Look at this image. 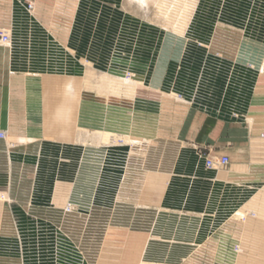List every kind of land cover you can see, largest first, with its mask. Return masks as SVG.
Returning a JSON list of instances; mask_svg holds the SVG:
<instances>
[{
    "label": "rangeland",
    "instance_id": "374dc122",
    "mask_svg": "<svg viewBox=\"0 0 264 264\" xmlns=\"http://www.w3.org/2000/svg\"><path fill=\"white\" fill-rule=\"evenodd\" d=\"M0 53V99L8 77L43 103L36 137L0 127V264H264L250 195L206 211V185L167 177L205 165L178 132L207 110L255 114L264 166V0H196L182 33L135 0H0Z\"/></svg>",
    "mask_w": 264,
    "mask_h": 264
},
{
    "label": "crops",
    "instance_id": "0c3cea01",
    "mask_svg": "<svg viewBox=\"0 0 264 264\" xmlns=\"http://www.w3.org/2000/svg\"><path fill=\"white\" fill-rule=\"evenodd\" d=\"M0 75L2 76V74ZM10 79L12 78L7 77L6 83L10 99L4 101L0 99V127L7 129L4 132V139L6 134L9 137V133L11 137L20 141L29 137H36L39 135L37 134L39 133V130H37L38 122L43 116V109L41 110L43 103L38 98L39 85L42 84L36 80L27 83L26 79L25 82L17 84ZM194 113V115L199 117V112L194 111ZM258 121L256 115L253 113L249 114V111L240 118L238 114L232 116L222 109L204 111L199 120L197 118L184 120L181 125L182 130L178 132V136L183 140L182 145H186L185 149H188L193 154H196V150H199L209 157L227 156L229 161L223 167L212 169H208L204 164L200 163L191 165L173 163L167 170L169 182H171L172 186H174L176 180L183 181L186 179L192 183L194 189L192 193L188 192L185 197L186 200L189 197L194 199L204 197L203 193L196 192L198 187L203 186L204 188L206 185V211L219 207L220 203L227 198L230 200L231 207H236L240 204L239 202L244 194L250 195L244 208L253 209L256 212V217L264 219V185L254 192L256 187L248 186V181H244L250 178L253 179L252 174H246L250 171L252 173L255 170L264 172V166H254L250 162L253 150H258L259 144H261L256 140L261 128H263L260 127ZM8 123L9 125H7ZM3 124H6V126L4 125L5 127H3ZM158 125L157 130V122L153 124L154 129L160 131L162 129L161 124ZM261 136L263 137V133ZM24 143L25 141H17L12 145L21 146ZM14 151L8 148H0V152H5L9 155L13 154ZM258 176V174L254 175L257 179ZM1 182H4V180H1ZM189 211L194 214L200 212L196 208Z\"/></svg>",
    "mask_w": 264,
    "mask_h": 264
},
{
    "label": "bare ground",
    "instance_id": "6f19581e",
    "mask_svg": "<svg viewBox=\"0 0 264 264\" xmlns=\"http://www.w3.org/2000/svg\"><path fill=\"white\" fill-rule=\"evenodd\" d=\"M139 4L152 5L158 11L159 15L165 18L170 28L178 33H182L187 25V22L194 9L196 0H135ZM250 122V121H249ZM92 137L100 139L101 141H109L111 138H115L111 133H107L104 130H88ZM217 171V170H216ZM249 213V212H248ZM247 212L238 211L235 213V220L244 219L247 217ZM247 220V219H246ZM235 226V225H233ZM141 264H155L144 263Z\"/></svg>",
    "mask_w": 264,
    "mask_h": 264
},
{
    "label": "built area",
    "instance_id": "2783aa9c",
    "mask_svg": "<svg viewBox=\"0 0 264 264\" xmlns=\"http://www.w3.org/2000/svg\"><path fill=\"white\" fill-rule=\"evenodd\" d=\"M8 40L9 37L7 35L2 37L3 42H7ZM228 161L229 160L227 156L206 157L205 167L208 169L223 167L228 164Z\"/></svg>",
    "mask_w": 264,
    "mask_h": 264
}]
</instances>
